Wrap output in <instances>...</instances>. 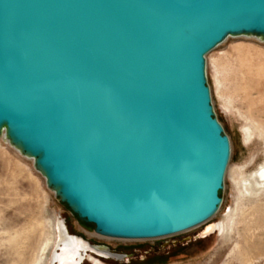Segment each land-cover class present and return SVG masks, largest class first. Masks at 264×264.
Segmentation results:
<instances>
[{"label":"water","instance_id":"water-1","mask_svg":"<svg viewBox=\"0 0 264 264\" xmlns=\"http://www.w3.org/2000/svg\"><path fill=\"white\" fill-rule=\"evenodd\" d=\"M229 38L264 42V0H0V138L98 237L193 230L223 203L206 57Z\"/></svg>","mask_w":264,"mask_h":264},{"label":"rangeland","instance_id":"rangeland-1","mask_svg":"<svg viewBox=\"0 0 264 264\" xmlns=\"http://www.w3.org/2000/svg\"><path fill=\"white\" fill-rule=\"evenodd\" d=\"M206 60L214 111L231 145L221 193L223 203L207 225L149 241L98 237L91 225L81 223L64 204L59 203L46 188L44 179L34 171L32 161L22 157L0 138V264H48L58 221L65 225L72 237L112 248L118 246L123 253L126 249L144 245L151 247L165 241L193 239L186 247V254L177 255L168 264H264V188L260 195L259 228L256 231L248 210L253 200L245 194L241 184L249 173L264 165V135L253 123L258 120L260 125L264 124V42L255 38H229L208 54ZM246 125L253 129L250 140L245 137ZM218 222L228 229V233L222 230L220 235H214L212 232L205 238L194 240L206 226ZM257 232L260 234V256L255 258L257 255L252 254L254 257L242 263L237 248L244 240L254 242ZM127 256L124 260L110 259L103 263L148 264L153 260L144 261L143 254ZM163 257L161 249L158 258Z\"/></svg>","mask_w":264,"mask_h":264},{"label":"flooded vegetation","instance_id":"flooded-vegetation-1","mask_svg":"<svg viewBox=\"0 0 264 264\" xmlns=\"http://www.w3.org/2000/svg\"><path fill=\"white\" fill-rule=\"evenodd\" d=\"M92 237H95L92 235ZM200 239L199 236H195L194 240ZM193 239L191 238H183L181 240H172V241H165L162 242L159 246H141L130 248L121 251L118 246L112 248L108 247L111 251L116 252L118 254L123 255L122 260H124L127 255L133 257L134 255L143 254V260H150L153 259L152 262H148V264H168L171 259L176 258L179 254H186L188 245L192 242ZM91 246H105L96 243H92L91 240L88 241ZM52 252L50 255V260L48 264H59L60 259L59 257L62 255V250L68 249L70 251L71 256L67 259L68 264H82L83 262H88L89 264H104L106 261H110V259L100 256L93 252H87L85 247L82 246L81 241L77 238L72 237L68 232L65 225L62 222L58 221L57 227L55 228V239L54 244L52 247ZM163 250L165 257L158 258V255ZM122 252V253H120ZM127 254V255H126ZM153 256V257H152ZM150 257V258H149ZM155 258V259H154ZM59 259V262H58ZM155 260V261H154ZM120 261V260H119Z\"/></svg>","mask_w":264,"mask_h":264},{"label":"bare ground","instance_id":"bare-ground-1","mask_svg":"<svg viewBox=\"0 0 264 264\" xmlns=\"http://www.w3.org/2000/svg\"><path fill=\"white\" fill-rule=\"evenodd\" d=\"M250 88V87H249ZM248 88V89H249ZM250 90H252L250 88ZM254 102V101H253ZM255 103V102H254ZM249 107V106H248ZM248 109H246L245 111H247ZM244 111V113H245ZM250 111V110H249ZM247 111V112H249ZM254 112V111H253ZM249 115V113L247 114ZM254 116V115H253ZM256 116V115H255ZM259 116V115H258ZM243 117V115H242ZM249 117V116H248ZM244 118V117H243ZM247 118V117H245ZM244 118V119H245ZM256 119L255 117H251V119ZM250 119V120H251ZM257 119H260L257 117ZM246 120H249L246 119ZM258 121V120H257ZM255 122L253 121V123L255 124V127L258 128L259 131H261V133L264 135V124L260 125V123L258 122ZM245 126V125H244ZM247 126V125H246ZM245 137L246 139H251L252 138V135L251 133L253 132V129L248 125L247 127H245ZM251 135V136H250ZM249 137V138H248ZM242 186L244 187V190H245V194L248 195L250 197L251 200H253L251 203H250V206L248 207V210H250V215L251 217L253 218L254 222H253V225L255 226V229L256 231L258 230L259 228V212H260V207H261V204H260V195L262 194V188H264V165L263 166H260L254 173H249L244 179L243 181L241 182ZM261 192V193H260ZM249 197H248V200H249ZM245 198V197H244ZM242 198V199H244ZM247 198V197H246ZM245 200V199H244ZM243 202V201H242ZM246 202V201H245ZM249 203V201H248ZM246 203V204H248ZM241 204V203H240ZM243 205V204H242ZM241 205V206H242ZM246 207V206H245ZM242 208V207H240ZM244 212V211H243ZM247 212V211H246ZM250 217V218H251ZM210 222V221H209ZM208 222V223H209ZM208 223L202 225V226H199V227H196L194 228L193 230L195 229H199L200 227H204L205 225H207ZM251 225V224H250ZM261 227V226H260ZM222 230H224V232H227V228L224 227L222 225L221 222H218L216 224H214L212 227L206 229L205 233L206 234H210L212 232H214V235H220L222 233ZM191 231V230H190ZM228 233V232H227ZM245 233V232H244ZM259 235L258 232L256 233L255 235V239L253 240L254 242H248L246 240H244L238 248V254L240 255V259H241V262L242 263H247L249 261V258L253 255H257L255 256L258 257L260 256L259 255V252H260V240H259ZM207 237V236H206ZM247 243V244H246ZM83 246V244H82ZM84 247V246H83ZM62 255L59 257L60 259V262H59V259H58V262L59 264H68L67 262V259L69 257H72L71 256V253L70 251H68V249H64L62 250ZM253 254V255H252ZM254 257V256H253ZM253 259V258H252Z\"/></svg>","mask_w":264,"mask_h":264}]
</instances>
